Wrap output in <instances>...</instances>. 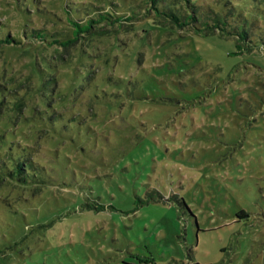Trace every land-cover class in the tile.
Segmentation results:
<instances>
[{
	"label": "rangeland",
	"instance_id": "1",
	"mask_svg": "<svg viewBox=\"0 0 264 264\" xmlns=\"http://www.w3.org/2000/svg\"><path fill=\"white\" fill-rule=\"evenodd\" d=\"M116 1L65 47L21 32L96 0H0V264H264V0H195L222 31Z\"/></svg>",
	"mask_w": 264,
	"mask_h": 264
},
{
	"label": "trees",
	"instance_id": "2",
	"mask_svg": "<svg viewBox=\"0 0 264 264\" xmlns=\"http://www.w3.org/2000/svg\"><path fill=\"white\" fill-rule=\"evenodd\" d=\"M116 2V0H107L106 2L96 0L93 6V13L78 17H73L69 12V7H66V17L72 26L71 36L69 38L52 39L50 38V34L46 28L35 26L34 24L29 26L27 30H23L21 34L27 39H32L30 41L37 40L47 41L50 43L58 42L65 47L77 40L79 37L91 36L94 33L106 34L110 30L108 31L104 25L120 27L124 18L133 17L129 14H118V12L111 7V4ZM146 4L148 6L141 10L143 14L153 12L158 16L168 19L170 22L179 27L190 24L200 26L202 24L206 25L210 30L219 28L220 31H222L225 27L220 26L228 23L226 19L221 18V15L214 11V8L211 9L205 5V8H201V4L195 0H147ZM131 12L135 13L134 10ZM197 15H200L203 18L201 24L198 21ZM6 24L7 23L3 24L0 21V45L20 44L22 40L19 33H9V30L6 29ZM227 32L230 34L236 33V31L230 29ZM238 34L240 35V38L247 37V33L245 31L239 32ZM49 79L52 80L51 78ZM14 160L16 161L14 163V170H18L21 173L24 169L23 160H21L20 157L18 159L15 158ZM14 170H9L8 173L12 175Z\"/></svg>",
	"mask_w": 264,
	"mask_h": 264
}]
</instances>
